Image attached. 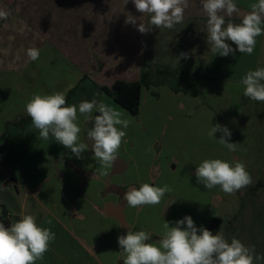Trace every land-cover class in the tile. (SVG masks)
<instances>
[{
    "label": "crops",
    "instance_id": "0c3cea01",
    "mask_svg": "<svg viewBox=\"0 0 264 264\" xmlns=\"http://www.w3.org/2000/svg\"><path fill=\"white\" fill-rule=\"evenodd\" d=\"M234 2L240 13L225 17L226 23H240L257 0ZM0 8L11 12L8 19H0V213L6 208L11 223L22 214L33 215L39 226L55 233L48 252L36 264H114L107 252L108 239L131 226L130 206L123 195L143 183L150 184L151 181L142 180L143 174L146 178L154 176L159 168L155 162L162 156L163 148L152 153L153 144L148 152L139 150L141 163L134 160L133 164L129 153L119 150L110 168L99 167L94 171L89 147L78 159L51 133L49 139H41L31 121L23 128L14 123L18 116H28L24 105L34 93L63 92L67 99L75 90L68 105L78 106L101 92L102 101L113 106L112 98L101 87H111L119 81L140 82L146 64L173 68L169 62H200V67L193 70L200 80L191 87L171 88L162 84L142 89L140 115L153 110L154 100L159 98L157 108L161 107L172 127L169 139L173 142L166 151L165 172L173 176L185 174L179 180L169 177L167 185L172 191L165 194L164 204L186 203L191 192L189 180L197 182L196 167L205 159L218 158L217 151L224 147L218 140L208 147L206 141L210 137L204 126L220 124L230 132L240 128L245 131L243 135L249 134L254 153L264 157V103L244 97L240 83L248 71L264 68V35L256 38L253 67L244 70V66L237 64L241 69L233 70L235 65L222 63L245 55L239 51L227 57L215 54L214 59L221 63L216 73L209 74V61L203 64L208 59L204 38L207 16L202 12L200 0H189L182 23L172 29L153 27L146 34L132 24H125L130 12L140 17L137 24L149 25L150 17L138 12L132 0L127 3L126 0H0ZM31 47L40 50L36 61L26 55ZM181 53H187L188 58H182ZM190 71L186 74L192 75ZM145 90L155 91L147 92L145 98ZM209 90L219 97H211ZM234 102L236 107L229 111ZM97 114L93 111L91 115ZM89 122L85 119L82 126ZM146 122L151 126L161 123L148 117ZM148 138L157 145L163 140L158 136ZM78 142L86 143L83 135L79 134ZM18 146L23 149L20 160L15 153ZM262 163L264 160L249 165L258 169ZM104 171L107 175L101 174ZM96 174L104 180L109 178L95 182L92 177ZM114 178L119 180L114 182ZM111 187L117 192H107ZM110 195L119 199H110ZM219 195L225 196L216 190L212 198ZM146 206L150 205L140 210ZM49 220L51 224L47 223Z\"/></svg>",
    "mask_w": 264,
    "mask_h": 264
},
{
    "label": "clouds",
    "instance_id": "9594fccd",
    "mask_svg": "<svg viewBox=\"0 0 264 264\" xmlns=\"http://www.w3.org/2000/svg\"><path fill=\"white\" fill-rule=\"evenodd\" d=\"M128 0H126V3ZM136 10L150 17L149 25L137 24L140 17L126 14L125 24H132L137 30L146 34L153 27L172 29L182 23L189 0H132ZM202 12L207 16V42L211 51L227 57L239 53L251 55L255 49L256 38L264 35V0L250 5V11L243 15L240 23L228 22L225 17L239 15L240 9L234 0H200ZM10 11L0 8V19H8ZM226 24V26H225ZM231 41L236 47L230 46ZM26 55L31 61L39 59L40 50L28 48ZM187 59V53L180 54ZM243 96L256 102L264 103V68L250 70L241 79ZM97 95L96 93L93 94ZM32 125L39 130L41 139L55 140L79 159L88 150L89 145L79 143L80 127L76 123L77 111L86 120L93 122L87 132L91 141L94 158L103 169L112 166L126 136L131 120L123 118V112L92 99L82 101L79 105H67L63 92L52 94H33L24 105ZM93 111L99 115L92 116ZM117 126H120L119 128ZM220 132L219 144L229 151H236L237 143L228 142L231 132L226 126L216 124L208 132L210 138ZM101 174L107 175V171ZM199 184L206 189L217 186L227 194H233L253 184L252 177L243 162L229 163L221 159H205L195 170ZM172 189L143 183L131 188L123 195L127 205L133 208L145 205H158L166 193ZM166 210V209H165ZM51 224V220L47 221ZM124 224H121L123 227ZM164 233L158 243H148L151 239L144 230L133 231L131 226L126 235L118 236L120 256L123 264H264V254H256L255 248L246 246L233 237L229 242L223 234H213L207 228L196 227L191 216L174 222L169 226L165 221ZM199 233V234H198ZM55 233L50 228L39 226L36 218L22 214L20 219L6 227L0 223V264H36L48 252Z\"/></svg>",
    "mask_w": 264,
    "mask_h": 264
},
{
    "label": "rangeland",
    "instance_id": "374dc122",
    "mask_svg": "<svg viewBox=\"0 0 264 264\" xmlns=\"http://www.w3.org/2000/svg\"><path fill=\"white\" fill-rule=\"evenodd\" d=\"M227 24V23H226ZM225 24V26H226ZM205 41H206V47L208 48V53H206V56H208V59H204L203 64L207 63L209 61L210 70L209 74H214L218 71L217 65H219V61H216L213 56H215V53L211 51V45L207 42V36L205 35ZM227 43L230 44L231 47L235 48L236 46L231 43V41H227ZM238 50L235 52L234 55H236ZM255 52V49L254 51ZM205 55V54H204ZM203 55V56H204ZM170 65H172L173 68H170L169 66L164 65H154V69L152 71V81L157 84L156 86L164 84V86L171 87V88H182V87H191L198 83L200 80V77L196 76V71H193L200 66V62L196 63L194 61L193 63H189V61L186 60H177L175 62H169ZM222 63L228 64L230 66H234L233 70H240L241 68H238V65H241V67L244 66V70H248L249 68L253 67L255 64V56L254 53L251 55H243L240 58L236 57L234 59L228 60L227 62L223 61ZM238 64V65H237ZM165 68H168V70L175 71L174 69H178L176 72H178L182 77H173L169 75L168 73H162L164 72ZM190 69L193 71L192 75H187L190 71ZM191 72V71H190ZM187 73V74H186ZM234 74H242L244 72L241 71H232ZM208 87H211L209 83H206ZM156 90V89H155ZM153 90V91H155ZM211 90V89H210ZM209 90V91H210ZM153 91H147L145 90V98L147 96V92H153ZM98 95H92V99H96L97 101H102L103 95L101 92H97ZM211 97H219L216 93H213L210 91ZM231 95V92H230ZM150 99H153L151 95H149ZM110 97V96H109ZM111 98V97H110ZM113 100V99H112ZM158 100H161L159 98L154 100V108L151 111H147L146 113L139 114L138 116L134 117L130 113H128L125 109H123L120 105H118L114 100L111 101V104H113L112 107L116 108L117 110H120L123 112V118L131 120V124L127 129H124L126 131V137L123 138V142L120 147V151L123 149L126 150V152L129 153L131 156V164H133V161H137L138 163H141V159L139 157L140 153L139 150H145L149 151V147L152 146L151 152H159L163 148V154L159 157V159L155 162L159 165V168L156 169V172L152 178L145 177L143 174L142 180L150 182V185H155L158 187H163L165 184H168L169 177L170 180L173 177L175 180H179L183 175L181 172L176 174V176L171 175L169 172H165L167 164L166 158V151L169 148V143H172L173 140L169 139L170 134H172L170 128L171 124L166 121V115L161 112V107L157 108ZM105 103V102H104ZM236 102H234L231 105V109H233ZM212 104H210L211 106ZM111 106V105H110ZM144 107V106H143ZM142 109L144 110L145 108ZM150 109V108H147ZM224 114H229L228 110L224 109ZM144 112V111H143ZM228 112V113H227ZM141 113V111H140ZM236 113V112H234ZM179 115V111H177V114ZM154 118L156 120H160L161 123H158L156 125H149L144 124L146 122V118ZM85 120V117L81 115L77 111V121L76 123L81 129L80 134L83 135L84 142L86 133L88 131V128H91L92 122H89L88 125L85 124V126H82L83 121ZM163 123V124H162ZM118 128L120 126H117ZM170 128V130H169ZM204 129H206L207 132L211 129V126H204ZM236 130V131H234ZM243 132L240 131V128L233 129L231 131V139L228 142L237 143L236 151L232 152L229 151L226 147L219 148L217 153L219 154L218 159L227 161L229 163H235V162H243L246 165L247 171L250 173L252 177L253 184L249 186L248 188H243L239 190L238 192H235L233 194H227L222 191L223 194H225L224 198L219 195L217 198H212L213 192L216 190H221L219 186L213 188V189H206L202 184H199L196 181L189 180V186H191V192H188L190 194L187 195V202L186 203H177L175 206H172L170 202L168 204H164L166 202V198H162L161 202L158 205L155 206H146V209L141 211L140 207H129L128 208V222L131 225V228L133 231H139L144 230L149 233L151 239L148 241V243H158V241L162 238L164 233V223L165 221L169 222V226H174V222L180 219H183L184 216L188 215L191 216L196 227L199 228L200 226H203L205 228H209L213 218L220 217L223 219V224L221 226L220 234H223V236L230 242L233 237L241 240L246 246L254 247L256 254H264V164L262 163L258 169H254L252 165H249V162H251L253 165H255V161L261 162L264 160L263 155L259 156L257 153H254L255 148H253V145L249 143L250 137L249 134L243 135ZM158 136L162 138L163 140L155 143H151L150 139L148 137ZM221 136L220 132H217L214 134L213 138H210L206 141V144H208V147H211L212 144L217 141ZM205 143V142H204ZM141 144V148H140ZM196 145V144H194ZM200 146V144H199ZM200 147H204V145L201 144ZM17 151L15 153L18 154V159H22V157H19V155L22 154V148L20 146L16 147ZM203 149V148H201ZM90 154L92 155L93 164L95 165L94 171L98 170L97 168L101 167L96 159L94 158V153L90 151ZM135 158V159H134ZM205 158V157H204ZM90 159V161H92ZM162 165V170L160 169V166ZM98 166V167H97ZM129 174H132L130 171ZM126 175L127 180L129 181L130 176ZM85 176V175H84ZM188 179V175H186ZM95 182L99 181H106L109 177H105L106 180H104V177L98 176V174L94 175L92 177ZM100 179V180H99ZM85 180L86 176H85ZM91 178L89 179V181ZM98 180V181H97ZM114 182L118 181L119 179L114 178ZM157 181V182H156ZM196 184H199L198 186ZM120 188V187H119ZM105 191V190H104ZM110 199H116L119 198L115 195H110ZM166 209V210H165ZM182 212V215L179 216L178 214ZM137 214V215H135ZM136 216V217H135ZM122 230V229H121ZM127 230H122V232L116 234L115 236H111V238L108 239L107 242V252L111 259V262H114V264H123V261L121 260L120 256V247L118 245V236L120 235H126ZM199 234V233H198Z\"/></svg>",
    "mask_w": 264,
    "mask_h": 264
},
{
    "label": "trees",
    "instance_id": "16d2710c",
    "mask_svg": "<svg viewBox=\"0 0 264 264\" xmlns=\"http://www.w3.org/2000/svg\"><path fill=\"white\" fill-rule=\"evenodd\" d=\"M153 64H146L143 67L141 80L137 83H127L125 81H119L115 83L111 87H101L102 91H104L108 96H110L118 105H120L123 109H125L132 116L136 117L140 114L141 110V98H142V89L151 88L152 86H156L152 81V71L154 69ZM164 73H168L173 77H184L181 76L176 71L168 70L165 68ZM87 79L84 78V80ZM75 92V90L71 91L68 98L66 99V103L68 105V100L70 96ZM174 92H179V90L174 89ZM99 115V114H97ZM31 118L29 116L20 115L14 122L20 127H25L28 123H30ZM9 125V124H8ZM7 125V127H8ZM0 223H4L6 227L10 226L11 220L9 218V213L6 208H3L0 213ZM223 224V219L220 217L213 218L208 230H210L213 234H217L221 230V226Z\"/></svg>",
    "mask_w": 264,
    "mask_h": 264
},
{
    "label": "water",
    "instance_id": "95a60500",
    "mask_svg": "<svg viewBox=\"0 0 264 264\" xmlns=\"http://www.w3.org/2000/svg\"><path fill=\"white\" fill-rule=\"evenodd\" d=\"M92 125H93V122H92ZM85 140H86V143L89 145V148H90V150H91V141H89L88 140V137H87V135H86V137H85ZM92 151V150H91ZM107 192H117L116 191V188H108L107 189ZM123 206H124V204H123ZM119 220L122 222V220L119 218Z\"/></svg>",
    "mask_w": 264,
    "mask_h": 264
}]
</instances>
